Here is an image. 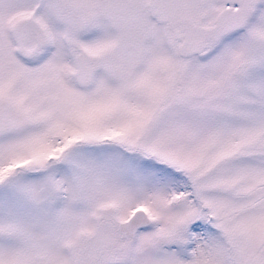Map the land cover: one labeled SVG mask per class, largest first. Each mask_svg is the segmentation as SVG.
I'll return each instance as SVG.
<instances>
[{
	"label": "snow or ice",
	"instance_id": "snow-or-ice-1",
	"mask_svg": "<svg viewBox=\"0 0 264 264\" xmlns=\"http://www.w3.org/2000/svg\"><path fill=\"white\" fill-rule=\"evenodd\" d=\"M0 264H264V0H0Z\"/></svg>",
	"mask_w": 264,
	"mask_h": 264
}]
</instances>
